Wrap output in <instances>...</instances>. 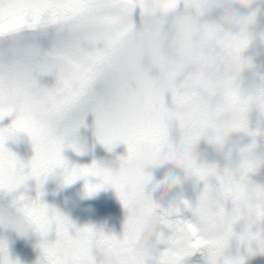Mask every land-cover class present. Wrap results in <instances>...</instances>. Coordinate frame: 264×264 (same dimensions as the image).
Listing matches in <instances>:
<instances>
[{"label":"clouds","instance_id":"9594fccd","mask_svg":"<svg viewBox=\"0 0 264 264\" xmlns=\"http://www.w3.org/2000/svg\"><path fill=\"white\" fill-rule=\"evenodd\" d=\"M260 7L259 0H98L68 24L26 33L19 45L29 69L49 67L38 77L56 81L72 63L91 64L92 82L65 109L58 134L76 147L77 127L91 113L97 138H113L104 144L108 151L125 146L118 169L109 172L125 174L128 203L122 202L126 215L118 239L127 227L136 264H246L240 247L248 258L264 255V183L257 179L264 151L238 149L230 139L233 133L252 135L253 110L264 119V64L256 62L264 54V26L254 11ZM96 54L99 60L91 63ZM191 137L198 139L190 143ZM202 140L223 154L222 167L199 162L195 148ZM150 169H160L167 182L154 181ZM186 185L197 193L195 201L184 198ZM22 187L0 191V222L37 233L34 264H48L45 248L59 239L57 226L41 234L24 205H45L73 224L42 201L38 188L31 198L18 191ZM176 189L180 194L173 196ZM75 228L69 229L73 240ZM241 237L248 239L241 243ZM197 238L201 243H194ZM233 241L240 246L236 255ZM4 256L0 249V264Z\"/></svg>","mask_w":264,"mask_h":264},{"label":"snow or ice","instance_id":"6c2138e0","mask_svg":"<svg viewBox=\"0 0 264 264\" xmlns=\"http://www.w3.org/2000/svg\"><path fill=\"white\" fill-rule=\"evenodd\" d=\"M98 0H0V119L16 113L10 127L0 129V191L12 192L29 178L37 181V188L55 168H65L64 181L70 184L88 176L99 177L103 185L115 188L121 201L127 206L128 198L124 191L125 174L113 176L109 171L99 168L95 163L89 168L68 170L66 161L61 156L65 145L64 138L58 134L61 116L92 82L91 64L88 66L72 63V70L67 74H57L56 84L51 89L39 87V75L49 74V67L42 66L40 71L29 69L19 47L26 33L40 31L49 26L65 25L71 22L75 13L97 3ZM100 58L99 54L91 57V63ZM238 125L237 130H242ZM17 132H24L34 144L35 156L27 167L22 164L4 145ZM100 142L109 146L113 138L98 133ZM198 137H191L190 143ZM73 147L74 145H68ZM131 151V148H130ZM250 166L245 164L243 170ZM141 183L147 178L139 174ZM102 185H89L86 191L92 194ZM19 199L22 201L23 196ZM22 211L32 225L45 234L53 223L57 226L59 239L45 248L48 264H136L130 255V232L125 231L123 238L106 236L89 227L75 228V239L69 236V229L74 228L55 210L45 205H24ZM196 235V229L188 226ZM241 243L248 238L241 237ZM71 241V243H69ZM195 244L201 243L197 238ZM100 253L102 260L97 259ZM242 264V262H241Z\"/></svg>","mask_w":264,"mask_h":264},{"label":"rangeland","instance_id":"374dc122","mask_svg":"<svg viewBox=\"0 0 264 264\" xmlns=\"http://www.w3.org/2000/svg\"><path fill=\"white\" fill-rule=\"evenodd\" d=\"M260 8H255L257 13H264V0H259ZM135 18V13H133ZM259 21L260 15H259ZM262 25V23H261ZM264 53V50H262ZM258 64H264V54L256 61ZM56 84L53 76H41L37 78L39 87L51 89ZM16 113L0 119V129L10 127ZM80 118H78L79 121ZM82 123H79L71 143L75 144L69 147V142L61 151L62 158L66 161L68 170L75 168L91 167L94 163L97 167L107 171H116L118 169L117 158L126 154L125 146L118 145L112 151L99 141L96 135L95 120L91 113L82 117ZM249 132L252 135L243 133H233L231 141L238 149L250 148L255 145V150L264 151V119L260 118L258 113L253 110L249 115ZM22 164L25 165V174L28 173L27 165L35 156L34 144L31 138L24 132H17L9 138L4 145ZM195 155L199 162L204 164H216L221 167L225 163V158L217 148L202 140L195 148ZM154 181L167 182V178L160 169H150ZM65 168H55L44 179L39 191L43 193L42 201L59 213L66 216L76 228L89 227L96 232L108 236L107 231H119L121 235L125 220V210L115 188L111 185H103L99 177L88 176L74 181L71 185H66L63 181ZM182 176V173H178ZM261 183H264V171L260 174ZM102 185L92 194H88L85 185ZM24 187L18 189L28 197L35 198L37 195V181L29 178L25 181ZM174 195H179L180 190L176 189ZM183 196H188L191 201H195L197 193L191 185H186ZM5 201L0 196V214H3ZM110 230L107 227L110 225ZM107 230V231H106ZM239 231V229H237ZM119 235V237L121 236ZM111 236V235H109ZM54 234H50L49 239H53ZM40 237L37 233L28 231H18L11 225L0 222V249L5 256V264H34L40 255L39 248ZM240 247L237 241H233L232 254L236 255V249ZM97 259L101 258L100 253H96ZM240 255L246 257V264H264V255H257L255 258H248L245 248L240 247ZM202 264V262L195 263Z\"/></svg>","mask_w":264,"mask_h":264},{"label":"flooded vegetation","instance_id":"af4514ba","mask_svg":"<svg viewBox=\"0 0 264 264\" xmlns=\"http://www.w3.org/2000/svg\"><path fill=\"white\" fill-rule=\"evenodd\" d=\"M261 16L263 17V21H261V23H262V26H264V13H260V18H261ZM257 179L260 180L261 178H257ZM172 195L177 196V195H174L173 193H172ZM184 198L190 200V198L188 196H184ZM110 226H111V224L107 226L109 228L108 230H110ZM120 233H121V230H119L118 232L117 231H115V232L114 231H107L108 236L111 235V236H115L117 238H119V235H121ZM195 263H199V261L193 262V264H195Z\"/></svg>","mask_w":264,"mask_h":264},{"label":"water","instance_id":"95a60500","mask_svg":"<svg viewBox=\"0 0 264 264\" xmlns=\"http://www.w3.org/2000/svg\"><path fill=\"white\" fill-rule=\"evenodd\" d=\"M261 19H263V17H261Z\"/></svg>","mask_w":264,"mask_h":264}]
</instances>
